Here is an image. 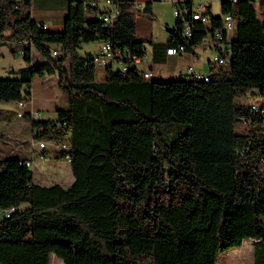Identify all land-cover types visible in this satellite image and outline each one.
<instances>
[{
    "label": "trees",
    "instance_id": "obj_1",
    "mask_svg": "<svg viewBox=\"0 0 264 264\" xmlns=\"http://www.w3.org/2000/svg\"><path fill=\"white\" fill-rule=\"evenodd\" d=\"M100 1L70 0L64 28L48 30L31 0H0V42L19 45L12 51L25 61L0 76V102L29 100L34 76L57 72L67 107L56 119L24 117L36 137L70 132L74 175L67 187L41 184L26 157L0 155V264H52L53 254L64 264H217L246 239L253 264H264V104L243 100L264 94V17L254 0H222L220 15L206 3L212 31L222 14L235 19L229 61L173 79L145 77L130 62L146 54L134 0H111L110 21ZM174 5L170 37L148 41L152 63L207 34L192 0ZM141 12L153 15L151 3ZM94 40L109 41L127 69L108 62L96 79L95 53L79 51ZM10 114L0 107V118Z\"/></svg>",
    "mask_w": 264,
    "mask_h": 264
},
{
    "label": "rangeland",
    "instance_id": "obj_2",
    "mask_svg": "<svg viewBox=\"0 0 264 264\" xmlns=\"http://www.w3.org/2000/svg\"><path fill=\"white\" fill-rule=\"evenodd\" d=\"M221 1L222 0H193V6L198 7L200 4L211 3L213 12L220 15ZM260 1L261 0H254L258 8L259 16L263 18L264 7L260 6ZM160 2V0H153V3ZM155 8L157 13L153 15L154 28L157 31L163 30L165 29V19L172 15L175 17L174 2H172V0H170L169 3L162 2V4L156 5ZM85 44H92L90 46H95L97 42H86L84 43V46ZM10 45L11 44H9L8 42H0V76H3L5 74V70H7L8 67L17 68L21 65H25V61L19 55L18 51H16L15 53H13L12 51L13 49H17L19 45L14 44L12 48ZM212 49V51H209L211 59L213 58L212 55L216 54L217 52L215 48ZM79 50L82 52L83 47H80ZM38 56V52L34 51L33 62L36 66L39 65ZM202 60L206 61V67L205 70H202L201 68L200 73H206L209 70L210 66L209 61L206 57V53L203 54ZM153 71L155 75L154 79L174 78L171 77V74L163 75V78H159L158 63H153ZM44 78L45 85L54 88L56 90L58 98L68 97L67 94L57 84V72H46ZM246 101L250 102L251 98L246 97ZM16 103L17 102L15 101L0 102V107L2 109L7 110L8 113H11L10 118H0V151H2L3 154L6 152L5 150L8 149L11 152L14 150L19 152L24 151L25 153H28L29 156L34 157L33 162L30 164L31 166L26 167V169L32 170V178L34 182H38L45 185L59 183L64 187L69 186L74 180V175L70 163L64 159L54 157V155H42L39 152L38 146L33 144L37 143L38 140H33L32 143V134L30 132L29 123L25 118L22 119V117H19L17 115ZM27 105L28 104L26 103V106ZM33 113L38 114V110L34 108ZM253 242L254 239H246L241 245L230 248L227 251L221 252L218 256L217 264H253ZM51 263L64 264L62 259L55 256L54 254L52 255Z\"/></svg>",
    "mask_w": 264,
    "mask_h": 264
},
{
    "label": "crops",
    "instance_id": "obj_3",
    "mask_svg": "<svg viewBox=\"0 0 264 264\" xmlns=\"http://www.w3.org/2000/svg\"><path fill=\"white\" fill-rule=\"evenodd\" d=\"M160 3H153V0H134L135 8L133 9L136 21V32L139 37L145 40L146 54L143 57V61L140 66L149 71L152 75L151 77H155L153 71V63L151 61V51L152 47L148 43L149 40L153 41H165L170 37L169 29H172L176 22L175 17L169 16L165 19V29L157 31L154 28V17L156 14V5L164 3H169L170 0H160ZM179 0H172V2H176ZM193 1V0H192ZM151 3V10L153 15L148 13H143L141 10L145 7L146 3ZM211 4V3H210ZM70 5V0H31V14L34 19L37 21H41L44 23V27L48 30H62L64 28V21L68 14V9ZM169 8V5H168ZM212 8V4H211ZM213 11V10H212ZM97 42L95 46H90L92 44H85L83 42L81 47H83V51L81 54L86 53H96L98 52L101 44L103 43L101 40H94ZM91 42V41H90ZM89 42V43H90ZM213 46L209 43H201L191 50H184L182 53H170L166 54L165 61L159 62V77L163 78V75L171 74V77H181L184 74H187L188 68L190 66L193 67L194 72L200 73V69L205 70L206 61H203V54L206 53V57L208 61H210L209 51H212ZM1 52V51H0ZM213 54V53H212ZM213 56V55H212ZM200 64V65H198ZM210 64V63H209ZM117 65V64H115ZM23 65L15 68L8 67L5 70V74H7L11 70H16ZM106 67L105 65L99 66L95 71L96 79L104 80L106 77ZM210 68V66H209ZM187 70V71H186ZM45 74H36L32 80L30 92L31 97L27 100V106L25 109L32 112V116L40 119H56L58 117V109L65 108L68 105V97L58 98L56 94V90L48 85H45ZM37 85V86H36ZM17 102V101H15ZM17 104V103H16ZM61 104V105H59ZM36 108L38 110V114H33V109ZM20 117V116H19ZM26 119L30 126V132L32 130L31 121L27 117H22V119ZM6 152L3 154L0 151V154L6 155L8 158L19 160V158L30 157L28 153L24 151H10L5 150Z\"/></svg>",
    "mask_w": 264,
    "mask_h": 264
},
{
    "label": "built area",
    "instance_id": "obj_4",
    "mask_svg": "<svg viewBox=\"0 0 264 264\" xmlns=\"http://www.w3.org/2000/svg\"><path fill=\"white\" fill-rule=\"evenodd\" d=\"M235 1V0H233ZM100 2L104 3L108 8L103 15L104 20L110 21L117 14L118 10L116 6L112 3L111 0H101ZM194 7V6H193ZM175 15L180 14V9L174 5ZM194 20H201L205 25V30L207 31L206 36L203 38L202 43H209L216 49V54L213 55V58L210 59L213 64H223L227 62V57L229 55V46L230 40L232 38L233 32L235 30V19L230 12H226L222 14L223 27L214 29L212 31L211 18L208 14L205 13V3L200 4L198 7H194L193 12ZM185 33L187 35H191V22L187 21L185 23ZM184 47L182 45L177 48H169L167 53H182L184 52ZM54 54H57V51H53ZM143 58L137 56H130V62H133L137 65L138 69L141 70V73L145 77H150L151 73L147 70H144L140 64L142 63ZM94 62L96 65V69L101 65H107L108 62L120 65L123 71L127 69L126 63L123 62V59L120 57V51L114 50L111 43L109 41H103L98 52L94 54ZM208 72V71H207ZM206 73H196L193 70V67L190 66L188 68V72L191 75H206ZM246 97H250L251 101H246ZM244 102L252 106L254 109L264 104V94H246L243 98ZM27 100L17 101V115L23 117L26 113ZM32 114V112H31ZM34 114V113H33ZM35 115V114H34ZM33 140H38L37 143H33ZM49 140V141H48ZM32 143L38 146L39 152L42 155H49L54 152H57L62 155V159L71 161V155L69 153L70 149V132L66 130L65 133L59 135L58 137H53L51 134L47 137H36L32 134ZM36 150V149H35ZM51 152L48 153L47 151ZM34 151V150H33ZM34 157H26L25 159H21L22 164H26L31 166L30 164L33 162Z\"/></svg>",
    "mask_w": 264,
    "mask_h": 264
},
{
    "label": "bare ground",
    "instance_id": "obj_5",
    "mask_svg": "<svg viewBox=\"0 0 264 264\" xmlns=\"http://www.w3.org/2000/svg\"><path fill=\"white\" fill-rule=\"evenodd\" d=\"M229 58H230V57H227V62L229 61Z\"/></svg>",
    "mask_w": 264,
    "mask_h": 264
}]
</instances>
